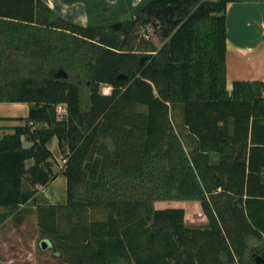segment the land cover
I'll use <instances>...</instances> for the list:
<instances>
[{
	"label": "trees",
	"instance_id": "obj_1",
	"mask_svg": "<svg viewBox=\"0 0 264 264\" xmlns=\"http://www.w3.org/2000/svg\"><path fill=\"white\" fill-rule=\"evenodd\" d=\"M64 1L103 7L102 0ZM232 1L144 0L134 7L120 0L113 10L133 16L116 31L67 21L43 0H0V68L23 45L38 71L0 82V103L30 105L26 125L0 140V226L8 216L22 222L39 188L56 179L48 144L57 137L67 202L37 205L36 213L41 235L64 263L241 264L249 238L264 237V82L229 87ZM148 5H172L176 19L148 15ZM153 18L166 42L141 66L130 35L136 23L147 27ZM60 69L68 79L55 77ZM105 85L111 95L102 93ZM175 107L189 142L171 119ZM169 201L199 202L207 226H188L184 208L156 207ZM91 210L104 211L105 219L89 221Z\"/></svg>",
	"mask_w": 264,
	"mask_h": 264
},
{
	"label": "rangeland",
	"instance_id": "obj_2",
	"mask_svg": "<svg viewBox=\"0 0 264 264\" xmlns=\"http://www.w3.org/2000/svg\"><path fill=\"white\" fill-rule=\"evenodd\" d=\"M125 8H128V4L123 3ZM80 6L70 5L68 9H63L65 13L70 18H75L79 13L77 10ZM104 6L97 11V21L98 22H108L113 24L114 20L119 19L121 23L125 20L130 19L133 16L131 11L126 12L124 10H113L115 8ZM62 10V9H60ZM93 11V10H92ZM89 10V13H92ZM57 16H61L59 11L55 12ZM91 17V15H90ZM132 34L130 35L131 46L135 50H139L140 54L148 55L152 50L160 49L166 42V40L161 36L160 24L157 19H152L149 26H140L136 23L132 29ZM127 49V48H126ZM11 56L8 55V64L6 69L0 68V82L4 83L7 80H23L27 77H34L38 75L37 62L35 55L28 53V50L22 45L19 49H15L11 52ZM75 75L72 76L74 78ZM81 77V76H80ZM83 82L81 86V106L84 111L90 108V90L86 84L88 77L84 74ZM75 79V78H74ZM76 80V79H75ZM102 86V93H103ZM12 90V89H11ZM12 94V93H10ZM9 96V95H6ZM181 107V106H180ZM66 106L62 105L58 109L60 118H62L66 113ZM178 108L171 109V119L176 127V131L182 135V138L189 142L192 138L188 135V132L184 129L182 124V114ZM24 147H30V143L24 142ZM60 163H63V159L59 157ZM60 163L57 162L56 170H59ZM32 164V163H31ZM31 164H28L30 166ZM64 191L67 190L66 179L64 178ZM60 180V181H63ZM24 189L29 190L30 186L24 184ZM40 191V188H39ZM64 199V196H63ZM40 203H45L40 195L36 197L35 201L24 207V211L21 213L23 217L22 222H18L13 216H8L6 222L0 226V264H66L63 260L55 256L54 249L52 248L49 240L43 238L38 226V218L36 213V207ZM186 207L187 211L191 213L190 209L186 204L179 203L177 201L172 202H159L156 204L157 208H167V207ZM201 214L200 217L204 216L202 207L198 211ZM106 213L101 210H91L88 212L89 221L102 220L105 219ZM192 215H188V221L195 219ZM200 219V218H199ZM191 223V222H190ZM65 225V221L62 222ZM197 225V224H196ZM200 225V224H198ZM197 227V226H195ZM202 227V226H198ZM48 243L47 249H43L42 242ZM248 250L244 257L242 258L241 264H255V259L253 255L255 253L261 252L264 254V237L254 238L250 237L248 240ZM263 256V255H262ZM264 257V256H263ZM120 264H127L122 262Z\"/></svg>",
	"mask_w": 264,
	"mask_h": 264
},
{
	"label": "crops",
	"instance_id": "obj_3",
	"mask_svg": "<svg viewBox=\"0 0 264 264\" xmlns=\"http://www.w3.org/2000/svg\"><path fill=\"white\" fill-rule=\"evenodd\" d=\"M54 12L59 11L63 19L72 23L88 26L90 24V13L88 6L84 2L68 3L64 0H43ZM103 5L114 7L120 0H102ZM135 7L144 0H130ZM70 5L80 6L77 10V17L70 18L63 9H68ZM62 9V10H60ZM227 24V74L231 84L234 81H262L264 82V0H234L230 2L226 10ZM30 113V105L24 102H1L0 103V140L7 135L14 134L15 128L26 125V119ZM23 139V144L25 142ZM28 142V141H27ZM29 143V142H28ZM31 146V144H30ZM49 149L53 152L57 162L60 163L59 157L62 154L59 149L58 139L54 137L48 144ZM212 163H217L218 156L211 153ZM33 164L29 161L28 164ZM31 164V165H32ZM63 163H60L59 170H54L57 174L56 179L48 186L40 188L36 195L42 198L45 203L39 205H64L67 202V193L64 191ZM264 176V174H263ZM63 180V181H60ZM67 192V190H66ZM64 196V199H63ZM36 199V198H35ZM186 204L191 213L184 206L186 224L190 227H206L208 219L201 216L198 211L201 209L199 202H179ZM182 208V207H181ZM195 219L188 221V215ZM200 218V219H199ZM197 224V225H196ZM200 224V225H198Z\"/></svg>",
	"mask_w": 264,
	"mask_h": 264
},
{
	"label": "water",
	"instance_id": "obj_4",
	"mask_svg": "<svg viewBox=\"0 0 264 264\" xmlns=\"http://www.w3.org/2000/svg\"><path fill=\"white\" fill-rule=\"evenodd\" d=\"M97 11H98V8H97V6H95L93 8L92 13H91L90 24L95 25L98 23ZM146 12L148 15H162L163 16L165 14H169L171 20L176 19V12H175L174 8L172 7V5H168L167 7H164V8H155L152 5H148ZM112 28L116 31H124L126 27H125V25H123V23L120 22L119 19H116V20H114V22L112 24ZM147 60H148V56L143 55L141 57V62H140L141 66H143ZM55 77L57 79H68L69 75L66 71H64L63 69H60L56 72ZM119 79L127 80L128 76L125 74H121L119 76ZM42 247H43V249H47L48 243L43 241ZM253 257L255 259V264H264V257L262 255L254 254Z\"/></svg>",
	"mask_w": 264,
	"mask_h": 264
},
{
	"label": "built area",
	"instance_id": "obj_5",
	"mask_svg": "<svg viewBox=\"0 0 264 264\" xmlns=\"http://www.w3.org/2000/svg\"><path fill=\"white\" fill-rule=\"evenodd\" d=\"M103 94L104 95H111L112 94V90H113V88H112V86H110V85H105V86H103ZM62 107V105H60L59 107H58V109L59 108H61ZM66 109V108H65Z\"/></svg>",
	"mask_w": 264,
	"mask_h": 264
},
{
	"label": "flooded vegetation",
	"instance_id": "obj_6",
	"mask_svg": "<svg viewBox=\"0 0 264 264\" xmlns=\"http://www.w3.org/2000/svg\"><path fill=\"white\" fill-rule=\"evenodd\" d=\"M165 15H166V14H165ZM100 23H102V24H108V25L112 26V24H109V23L106 22V21H104V22H100Z\"/></svg>",
	"mask_w": 264,
	"mask_h": 264
}]
</instances>
